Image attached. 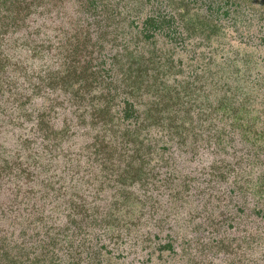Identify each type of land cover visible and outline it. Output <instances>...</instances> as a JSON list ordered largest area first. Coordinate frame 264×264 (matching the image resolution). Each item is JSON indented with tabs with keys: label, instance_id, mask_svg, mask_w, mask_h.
Returning <instances> with one entry per match:
<instances>
[{
	"label": "rangeland",
	"instance_id": "rangeland-1",
	"mask_svg": "<svg viewBox=\"0 0 264 264\" xmlns=\"http://www.w3.org/2000/svg\"><path fill=\"white\" fill-rule=\"evenodd\" d=\"M4 264H264V0H0Z\"/></svg>",
	"mask_w": 264,
	"mask_h": 264
},
{
	"label": "trees",
	"instance_id": "trees-1",
	"mask_svg": "<svg viewBox=\"0 0 264 264\" xmlns=\"http://www.w3.org/2000/svg\"><path fill=\"white\" fill-rule=\"evenodd\" d=\"M2 248H3V247L0 246V251H1ZM2 261H3V260L0 259V264H4V262H2Z\"/></svg>",
	"mask_w": 264,
	"mask_h": 264
}]
</instances>
